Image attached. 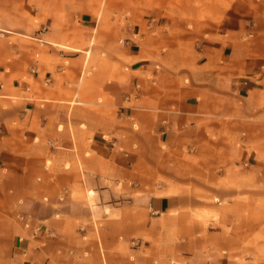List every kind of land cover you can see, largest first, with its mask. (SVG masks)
Masks as SVG:
<instances>
[{
	"label": "rangeland",
	"instance_id": "obj_1",
	"mask_svg": "<svg viewBox=\"0 0 264 264\" xmlns=\"http://www.w3.org/2000/svg\"><path fill=\"white\" fill-rule=\"evenodd\" d=\"M19 1L22 9L16 14L24 21L10 29H18L25 35L0 34V65L3 60L23 59L24 73L11 74L4 85L14 92L18 84L29 90L19 93V99L10 101L16 105L24 96L29 107L35 92L48 89L32 76L33 60L44 58L57 73L55 90L63 95L57 99L82 102L90 112V125L96 126L97 117H103L106 130L110 128L114 115L108 112V108L104 114L98 115L97 112L100 106L114 104L107 93L109 82L116 80L120 83L122 105H129L124 98L128 85V68L125 65L128 58L123 51L101 50L106 40L102 33L116 31L119 47L128 39H134L133 44L142 45L157 42L159 50L152 61L164 62H169V57L178 60L192 58L195 54L193 41H175L180 47L170 51L167 36L176 40L177 35L208 36L212 33V38L220 40L218 44L222 48L233 46V56L240 59L244 57H241V50H245V45L257 44V36L264 35V0H72V6L68 8L72 20L66 22L68 35L60 43L76 47L80 32L88 28L90 38L85 54L90 56L84 66L86 55L83 52L61 47L53 50L51 55L46 51L40 57L42 52L36 49L40 42L38 33L43 31L40 26L43 16L39 15L40 9L34 0ZM63 15L59 14L60 17ZM56 27L66 28L60 24ZM134 32L137 36L133 35ZM113 59L120 60L121 66H109V60ZM181 68L196 69L192 65ZM114 74H119V77L114 79ZM79 77L82 78L79 80ZM188 79L184 76L187 84ZM102 81L106 85L104 90L99 87ZM237 105L239 108L243 106L239 102ZM250 107L251 110L245 111L247 114L229 116L221 122L222 129H212L210 133L212 142L238 145L243 155L241 163L213 166L202 161L199 166L193 150L184 147L182 160L189 165L179 168L180 179L156 178V189L152 195L142 193L144 189L150 191V181L141 179L138 182L141 189L132 195L136 208L132 211L127 209L130 197L123 194L129 184L122 178L115 184L105 182L119 195L100 197L98 192L92 193L90 203L87 189L94 190V184H83L80 172L87 169L80 157V143L88 145L89 142H73V145L38 142L29 146L25 158L35 159L28 166L36 175L31 180L32 184L26 187V192L19 191L16 180L6 185L0 183V264H15L12 260L13 240L17 227L24 224L23 217L33 214L36 218L41 215L47 219L48 209L54 210L55 219L67 224L58 231L63 241H67L64 250L77 253V264H194L183 255L197 249L196 239L205 240L202 248L212 252L215 264H264V100ZM59 128L64 127L60 125ZM132 128L137 133L142 132L140 127ZM71 129L73 139L77 141L75 127L71 126ZM130 135L122 130L119 137L125 142H135V150L143 154L144 147L135 138L129 140ZM92 136L90 129L89 140ZM102 136L110 141L108 133ZM17 143L12 142L15 147ZM193 164L201 170L200 178H195V185L192 184ZM169 165L172 166L171 163ZM138 173L143 176L144 168L141 167ZM211 174L216 179H212ZM225 174L226 178L220 177ZM170 186L177 187L168 189ZM162 187L165 189L159 191ZM151 197L183 201L179 210L173 209L170 213L187 214L189 221L182 222V226L165 222L146 230L145 219L156 217L149 207ZM37 204H41L44 210L35 209ZM187 244L189 248L185 247ZM214 258L218 259L217 263Z\"/></svg>",
	"mask_w": 264,
	"mask_h": 264
},
{
	"label": "crops",
	"instance_id": "obj_2",
	"mask_svg": "<svg viewBox=\"0 0 264 264\" xmlns=\"http://www.w3.org/2000/svg\"><path fill=\"white\" fill-rule=\"evenodd\" d=\"M34 2L39 6V15L43 16V21L40 20L43 31L38 33L40 42L36 49L42 52L39 53L40 57L44 56L46 51L48 55L53 54L51 52L57 47L84 54L87 52L85 50H88L90 38L88 28L80 32V41H76V47L60 43L68 35L65 32L68 29L66 22L72 20V13L68 12L72 0H34ZM20 9L22 8L19 0H0V34L25 35L18 29V31L10 29L11 26L24 21L16 14ZM60 13H64L63 17L59 16ZM57 24L66 28L57 29ZM102 34L106 35V40L103 41L101 50L123 51L124 56L128 58L125 64L128 68V85L124 98L125 103L129 105H122L120 83L113 80L107 85V93L114 104L98 107V115L106 113V108L114 115L108 130L104 127L103 117H97L96 126L90 125L88 117L90 112L82 102L57 99L63 96L55 90L57 73L53 71L52 64L44 58L33 60L32 76L36 82L44 83L48 89L43 88L35 92L34 101L29 107L25 103L27 98L24 96L20 98L22 102L14 105L10 99H19V93H26L29 88L18 84L14 92L4 83H8L11 74L24 73V60L2 61L0 65L1 184L6 185L16 180L20 186L19 191L26 192V187L32 184L31 180H34L36 175L28 166L35 159L25 158L31 145L34 146L38 142H55L64 145L89 142L88 145L80 143V157L87 168L85 171L81 169V180L83 184L86 182L94 184L96 191L87 189V194L98 192L100 197L119 195L105 182L115 184L122 178L129 184L127 192L123 194L130 197L127 209L132 211L136 209L132 195L136 190L141 189L138 183L141 179L150 181V191L145 189L142 191L146 195L155 192L154 181L158 177L174 181L180 179L179 168L184 164L189 165L182 160L184 147L193 150L199 166L202 161L213 166L222 163L231 166L233 163L242 162L240 158L243 155L238 145H234L233 142H212L210 133L212 129H222L221 122L229 116L236 113L247 114L245 111L251 110L250 105H258L264 100V35L257 36V44L245 45V50H241V57L243 55L244 57L240 59L233 56V46L222 48L218 44L220 40L213 39L212 33L208 36L177 35L176 40L167 36L166 42L170 51L180 47L175 41L183 43L193 41L195 54L192 58L178 60L169 57V62H164L152 61L159 50L157 42L142 45L133 44L134 39H128L122 47H119L116 31ZM127 35L131 38L130 31ZM133 35L137 36V33L134 32ZM85 55L84 66L87 65L90 54ZM183 65H192L196 69L185 70L181 68ZM109 66L120 67V60H109ZM184 76H188V84L184 81ZM116 77H119V74H114V79ZM81 78L79 77V80ZM99 84L104 90L106 85L103 81ZM237 102L243 106L239 108ZM60 125L64 128H59ZM71 126L75 127L77 141L73 139ZM133 126L140 127L142 132H135ZM90 129L93 136L89 140ZM122 130L131 134L129 140L132 138L138 140L139 145L144 147L143 154L135 150V142H125L119 137ZM103 133L110 135L109 142L104 139ZM12 142H18L16 147ZM39 146H42V143ZM170 163L172 166L169 165ZM141 167L144 168L143 176L138 173ZM191 168L192 180H194L192 184L195 185L197 184L195 178H200L201 170L195 164ZM211 176L212 179H216L213 174ZM220 177L227 176L225 174ZM176 187L170 186L168 189H176ZM164 189L162 187L159 191ZM213 192L212 190V194ZM224 193L227 194V191ZM149 202L150 210L156 217L149 216L145 219L146 230L152 225H161L165 222L182 226V222L189 221L187 214L170 213L171 210H179L181 207L183 201L179 199L151 197ZM35 209L44 210L41 204H37ZM48 211L47 219L42 218L41 215L36 218L37 216L33 214L23 217L24 224L21 228L17 227L13 240L12 260L15 264H77L75 262L77 253L64 250L67 241L64 242L63 236L59 235L58 229L67 224L63 220L54 218V210L48 209ZM129 225L132 227L133 224ZM195 241L198 243L197 249L183 256L193 260L194 264H215L212 262V252L202 248L205 240ZM185 247L189 248V244ZM214 260L217 263L218 259L214 258Z\"/></svg>",
	"mask_w": 264,
	"mask_h": 264
},
{
	"label": "bare ground",
	"instance_id": "obj_3",
	"mask_svg": "<svg viewBox=\"0 0 264 264\" xmlns=\"http://www.w3.org/2000/svg\"><path fill=\"white\" fill-rule=\"evenodd\" d=\"M91 194H92V192H89V195H90V196H89V201H90V203H91V201H92V200H91Z\"/></svg>",
	"mask_w": 264,
	"mask_h": 264
}]
</instances>
